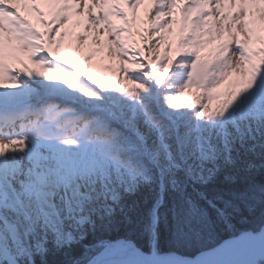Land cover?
I'll list each match as a JSON object with an SVG mask.
<instances>
[{
    "label": "snow or ice",
    "instance_id": "obj_1",
    "mask_svg": "<svg viewBox=\"0 0 264 264\" xmlns=\"http://www.w3.org/2000/svg\"><path fill=\"white\" fill-rule=\"evenodd\" d=\"M0 264H264V0H0Z\"/></svg>",
    "mask_w": 264,
    "mask_h": 264
},
{
    "label": "trees",
    "instance_id": "obj_2",
    "mask_svg": "<svg viewBox=\"0 0 264 264\" xmlns=\"http://www.w3.org/2000/svg\"><path fill=\"white\" fill-rule=\"evenodd\" d=\"M102 70L105 69L103 68ZM124 203L126 205L125 213H116L113 220V227L108 229H98L95 232L89 231L86 238L80 244L75 245L72 248L70 256L73 258H80L85 254V248L95 245L98 240L123 238L125 236L133 238L139 245L146 248L148 245V239L143 231V226L146 220L147 211L152 205V193H150L146 188H141L135 195L127 197ZM166 206L167 205L161 208V212L165 211ZM252 223L253 221L251 218L247 217V213L243 210L238 214H233L230 220V224L237 229L250 227ZM210 227L214 234H225L226 226L224 222L219 220L214 213H210ZM170 249H173V245L168 240L167 229L164 227L162 222L161 250L168 251ZM178 251L184 252L185 250L178 249ZM67 258L69 257H66L63 253L57 254L55 256L49 255L47 257L50 262H59ZM37 261H39V257H37Z\"/></svg>",
    "mask_w": 264,
    "mask_h": 264
},
{
    "label": "rangeland",
    "instance_id": "obj_3",
    "mask_svg": "<svg viewBox=\"0 0 264 264\" xmlns=\"http://www.w3.org/2000/svg\"><path fill=\"white\" fill-rule=\"evenodd\" d=\"M21 11H22V14L28 15L30 19L33 18L30 13H28L27 11H25L23 9V7H21ZM100 63H102V62H100V60L98 58L96 60H94V62H93V71L94 72L99 71V72H101L103 74L105 72V70H102L104 67ZM99 68H102V69H99ZM189 99H190V95L186 94V96L182 98V101L187 103Z\"/></svg>",
    "mask_w": 264,
    "mask_h": 264
}]
</instances>
